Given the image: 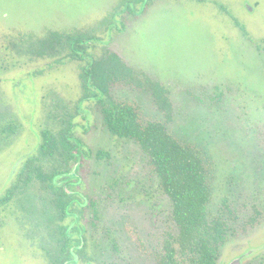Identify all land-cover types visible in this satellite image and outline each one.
I'll use <instances>...</instances> for the list:
<instances>
[{"label": "rangeland", "instance_id": "rangeland-1", "mask_svg": "<svg viewBox=\"0 0 264 264\" xmlns=\"http://www.w3.org/2000/svg\"><path fill=\"white\" fill-rule=\"evenodd\" d=\"M53 31L97 37L93 53L115 51L168 88L167 113L145 87L118 82L112 93L201 150L209 215L230 227L217 264H264V0H0V197L39 154L42 130L77 115L92 156L79 160L73 189L99 213L93 226L84 209L88 241L62 261L57 194L37 177L23 183L0 209V264H157L174 229L172 202L138 143L113 135L95 101L78 111L79 62L36 54ZM43 164L50 172L58 161Z\"/></svg>", "mask_w": 264, "mask_h": 264}, {"label": "trees", "instance_id": "trees-1", "mask_svg": "<svg viewBox=\"0 0 264 264\" xmlns=\"http://www.w3.org/2000/svg\"><path fill=\"white\" fill-rule=\"evenodd\" d=\"M136 1L142 5L146 0ZM240 27L245 30L243 26ZM95 39L97 37L82 33L53 31L38 39L40 47L36 54L62 55V59L78 61L82 89L78 111L86 101H95L108 130L119 138L136 141L148 156L153 172L172 202L174 224V229L166 232L163 238L161 250L156 256L157 264H217L220 248L227 240L230 227L223 215H209L212 188L201 150L182 142L163 121H142L138 106L118 101L112 93V86L118 82L145 87L152 93L158 106L167 113L171 109L168 88L146 74L141 77L143 73L129 65L115 51L106 49L101 54L93 53L94 47L89 41L94 42ZM76 117L71 115L66 126L58 131L51 128L42 130L39 154L24 162L14 184L0 197L1 209L13 199L17 188L35 177L57 194L54 202L56 217L61 222L58 232L63 239L61 251L65 258L62 261L74 259L72 247L82 244L84 235L85 245L88 241V227L80 222L84 209L92 211L93 226H96L99 217L95 199L89 198L87 201L79 190L73 189L71 176L76 173L79 160L92 156V149L76 134L79 126L74 121ZM97 156L104 158L109 153L100 149ZM49 158L57 159L58 164L50 172H44L43 160ZM76 180L81 182L79 175ZM225 204L228 205L227 201ZM67 218L71 222L64 224ZM80 249L77 250L80 252Z\"/></svg>", "mask_w": 264, "mask_h": 264}, {"label": "water", "instance_id": "water-1", "mask_svg": "<svg viewBox=\"0 0 264 264\" xmlns=\"http://www.w3.org/2000/svg\"><path fill=\"white\" fill-rule=\"evenodd\" d=\"M253 253H255V250H253V249L246 252L247 255H252ZM242 258L243 257L236 258V260H234L231 264H241Z\"/></svg>", "mask_w": 264, "mask_h": 264}, {"label": "flooded vegetation", "instance_id": "flooded-vegetation-1", "mask_svg": "<svg viewBox=\"0 0 264 264\" xmlns=\"http://www.w3.org/2000/svg\"><path fill=\"white\" fill-rule=\"evenodd\" d=\"M82 243H83V242H82ZM81 245H82V244H79V245H75V246H73V247H72V250L82 248ZM72 261H74V259H73ZM72 261H70V262H72Z\"/></svg>", "mask_w": 264, "mask_h": 264}]
</instances>
